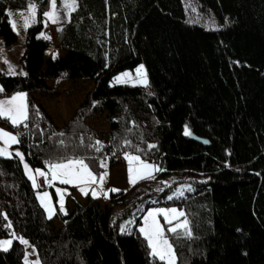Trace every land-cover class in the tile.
<instances>
[{"label": "trees", "instance_id": "trees-1", "mask_svg": "<svg viewBox=\"0 0 264 264\" xmlns=\"http://www.w3.org/2000/svg\"><path fill=\"white\" fill-rule=\"evenodd\" d=\"M28 2L0 0L2 37L1 9ZM35 3L37 22L27 30L21 58L27 75L0 72V96L23 91L28 101L27 127L0 117L20 141L11 157L0 156V240L12 232L29 239L41 264H165L151 255L138 224L151 207L176 206L191 230L170 233L166 224L176 264H264V0H77L59 32L67 55L49 60L47 74L41 65L51 42L38 36L50 0ZM140 63L147 86L112 84ZM66 79L94 86L60 125L42 98L59 97ZM101 115L107 133L90 122ZM185 126L210 144L185 135ZM97 140L100 151L92 147ZM126 153L162 171L107 200L72 195L67 214L56 205L58 222L48 218L41 188L24 167L35 174L49 171V162L79 158L99 179ZM115 206L121 207L116 219ZM133 214V232L121 233L120 223ZM24 257L19 240L0 249V264H24Z\"/></svg>", "mask_w": 264, "mask_h": 264}, {"label": "snow or ice", "instance_id": "snow-or-ice-1", "mask_svg": "<svg viewBox=\"0 0 264 264\" xmlns=\"http://www.w3.org/2000/svg\"><path fill=\"white\" fill-rule=\"evenodd\" d=\"M78 6L77 0H63V8L67 10V14L70 17L71 12L76 11V8ZM11 15V13H9ZM20 15L23 17V27L27 29L32 24L37 22V6L35 3V0H29L28 2V13H20ZM47 19L44 21L45 26L48 22H51L53 24L60 22V15L59 10L57 9V3L56 0H51V10L43 12L42 14ZM12 27L14 30L17 29V24L13 20L11 21ZM43 36L44 34L41 33ZM46 39H50V37H45ZM55 58V56L53 57ZM5 63L9 64V71L8 75L15 76L17 74L19 75H27V73L20 72L17 73L15 70V66L11 65L10 62L5 60ZM132 74L125 72L122 73L120 76H117L115 78L116 83H129L132 81ZM135 83L147 85L148 79H147V72L144 67V65H140L139 68L136 69V77H135ZM3 87L0 86V92H3ZM27 94L23 92H17L14 94L11 98L0 100V117H4L11 121L12 125L19 126L21 124H24L25 127L26 121L28 120V104H27ZM191 130L185 126V135H191ZM60 135H63L61 133ZM0 141H3L4 146L0 147V156H7L11 157L13 155V152L9 151V148L11 145L19 144V139L17 135H13L10 132L5 131L4 129H0ZM126 144H130L129 141H125ZM207 143V141H206ZM60 144L63 145L64 141L61 140ZM93 148L96 149V151H100L102 145L100 141H96L94 145H92ZM149 147H155V145H149ZM16 156L20 157L22 160L24 158L23 153H20L19 151H16L14 153ZM125 158L129 162V177H130V183L135 185L139 180L143 179H154V172L162 171L157 165L148 163L141 159L140 156H134L131 154H125ZM26 173L28 174L29 178L32 180L33 187L34 188H40L41 185L37 183L36 176L44 177L47 184L49 186L54 187L55 181H59L63 184H78V185H92V184H98L101 189L103 188L104 181L106 177L108 176V172L104 171L102 174H100L99 179H97L96 175L91 171L89 166L84 163L83 159L79 158H68L64 162L59 163H48V169L49 171L45 172L41 169H35V174L33 170L25 163L24 165ZM100 167L107 168L106 160L101 161ZM191 191V189H188ZM80 191L84 193L85 195L88 194L85 187H81ZM109 191H119L118 189H110ZM157 191H162V189H157ZM57 195L59 196V208L61 212L66 213L65 207H64V195L65 190H61L59 188L56 189ZM100 193H97L96 191H92V195L95 198ZM104 195H107V193H103ZM40 202L42 206L45 207V209L48 212V218L51 219V217L55 214V206L51 203V197L48 192L37 193ZM179 195L182 196L183 192H179ZM172 196H169L168 199H172ZM5 215V219L6 214ZM185 213L182 211H178L175 208L172 209H152L149 210L147 215L143 218L144 220V226L139 228L140 233L144 235L148 242V246L151 250V255L155 258H158L160 261H165L166 264H175V252L172 247V244L169 242L167 237L165 236V225H162L160 223V220L158 217L163 216L165 222L168 227V232L170 233H177L178 229H184V235L190 236L191 230L189 228V222L187 219H184L183 221H180L181 217H185ZM178 221L174 226L173 221ZM131 223V222H130ZM8 228H11V222L9 221L6 225ZM121 232H126V227H121ZM12 239H4L0 240V249H3L4 251H7L10 246L13 243V240H19L20 243L27 245L29 242L24 239L23 237H19L16 235L15 232L11 233ZM27 261V257L25 258ZM33 264H40L39 260H36L33 262Z\"/></svg>", "mask_w": 264, "mask_h": 264}, {"label": "rangeland", "instance_id": "rangeland-1", "mask_svg": "<svg viewBox=\"0 0 264 264\" xmlns=\"http://www.w3.org/2000/svg\"><path fill=\"white\" fill-rule=\"evenodd\" d=\"M56 3H57V9L59 10L60 22L56 23V24L48 22L47 25L45 26L44 21L47 18L43 16L44 30L41 33H43L44 35L42 36L40 33L38 36L39 39H43V41H45V42H47V40H50V42H51L50 45H47L49 47V55L52 57L50 60H55L57 58L65 57L67 55V51L62 50L60 48L59 32L66 24H68L70 22V17L67 14V10L63 8V0H56ZM50 10H51V0H50V7H49V9L45 10V12L50 11ZM9 13H11V15ZM20 13L27 14L28 13V6L25 8H14V7L10 6L6 10L1 9V14L3 16L1 24H2V27H4V29H5L4 32L6 35H5V37H2V35L0 34V72L6 73V74L9 71V64L5 63V60L10 62L11 65L15 66V70L17 73H20V72L26 73V70L24 68V64L21 62V58H22V55H23L24 50H25L26 35H27V30L29 27L27 29H25L23 27V17L20 15ZM38 14H39V12L37 9V18H38ZM13 20L17 24L16 30L13 29L12 24H11V21H13ZM45 37H50V39H46ZM54 56H55V58H53ZM140 65H144L146 72H147V68H146L145 63H140L133 70H125V71H122L119 74L115 75L112 79V84H114V85L131 84V85L145 86L143 84L135 83L136 69L139 68ZM41 70H43L46 74L48 72V63L46 66L45 65V58H44L43 63L41 65ZM125 72L132 74V78H133L132 81H130L129 83H116L115 78L117 76H120L122 73H125ZM147 79H148V74H147ZM52 82H53L52 80L49 81L50 84H52ZM93 86H94L93 81L90 79H66L61 83V85L58 88V91L60 92L59 97H56V98L45 97V98H42V101H43L44 105L47 107V109L49 110L50 114L53 116L54 120L58 124L61 125L64 122H66L73 115L74 110L83 101L82 99L86 96L88 91H90L92 89ZM20 92H23V91H20ZM16 93H14V94H16ZM23 93H26V92H23ZM14 94L6 95V96H0V100L9 99ZM27 104H28V101H27ZM64 120H66V121H64ZM90 122L101 133H107L109 131V127H108V125L105 124L102 115L96 116L95 118L91 119ZM8 131L10 133L14 134V132H12L10 130H8ZM3 146H4L3 141H0V147H3ZM9 151L12 152V145L9 148ZM131 155H133V154H131ZM134 156H137V155H134ZM5 157H7V156H5ZM146 162L157 165L160 168V165L154 161H146ZM118 166H120V167H117L115 170L120 172L125 178L128 179V181H130L129 172H128L129 162L125 158V155L122 157L121 164ZM159 172L160 171L154 172V176H156ZM175 177H176L175 175L168 176V177L160 180V184L162 186H167L175 179ZM139 181H141V180H139ZM54 184H55L54 192H52L51 188L40 189L38 192L43 193L46 191L50 194L51 203H52V205L55 206V214L52 216V218H54L56 222H58V219L56 217V213H57L56 205L57 204L59 205V203H58L59 202V196L57 195V192H56L57 188H59L61 190H65L64 206H66L68 203L69 197L72 195L76 196L80 200L86 199L87 195H85L84 193H82L80 191L81 187H85L86 191L88 193H92V191L94 190L93 189L94 186L96 187L98 185V184H92V185L63 184V183H60L59 181H55ZM133 186H134L133 184H130L126 190H129ZM72 188H74V189H72ZM53 193H55V198H54ZM38 199H39V197H38ZM39 201H40V199H39ZM157 208H162V209L175 208L178 211L184 212L183 209L176 207V206H155V207L149 208L146 211V213L144 214L143 218L147 215L149 210L157 209ZM46 213L48 215L47 210H46ZM120 214H121V207L115 206L113 209V215H114L115 219ZM143 218H142L141 223L138 224V229L140 227L144 226ZM158 219L160 220V223L162 225H165V236L167 237L169 242L172 244L169 237L166 235V226L167 225H166V222H165L163 216L158 217ZM184 219H187V218L181 217L180 221H183ZM177 222L178 221L174 220L172 226H174ZM135 224H136V215H134V214L131 215L130 217L122 220V222L120 223V229H121V227H126L127 231L121 232V233H124V234L132 233L134 230ZM168 227H170V226L168 225ZM4 239H12V237L4 238ZM4 239H1V240H4ZM24 239H26L29 242L27 245L24 244V246H25L24 264H33V262L36 260L40 261V258L38 256V253H37L35 246L29 241V239H27V238H24ZM172 247H173L174 252H175V248H174L173 244H172ZM26 257H27V261L25 259ZM175 257H176V253H175ZM40 264H41V261H40ZM165 264H166V262H165ZM175 264H176V260H175Z\"/></svg>", "mask_w": 264, "mask_h": 264}, {"label": "crops", "instance_id": "crops-1", "mask_svg": "<svg viewBox=\"0 0 264 264\" xmlns=\"http://www.w3.org/2000/svg\"><path fill=\"white\" fill-rule=\"evenodd\" d=\"M43 53H44V58H45V65L47 66V63L52 58L49 55V47L47 45L44 47V52ZM50 80L51 79H48V82ZM66 120H64V121H66ZM0 129H4L7 132H9L8 130H10L8 127H6L5 125H2V124H0ZM10 131H12V130H10ZM13 135H17V134L14 132ZM117 167H120V166H117ZM117 167L112 168V169H110L108 171V176L106 177V179L104 181L102 189H101V187L99 185H97L96 187L94 186V188H93L94 190L93 189L92 190L96 191L97 193H100L98 196H96V198H98L100 200H107L109 195H110V193L112 192V191H109L110 189H118L119 191L120 190H126L128 188V186L131 184L130 181H128L127 178H125L120 172L115 170ZM48 188H51L52 192L54 191V189H52V186L48 185ZM103 193H107V195H104Z\"/></svg>", "mask_w": 264, "mask_h": 264}, {"label": "water", "instance_id": "water-1", "mask_svg": "<svg viewBox=\"0 0 264 264\" xmlns=\"http://www.w3.org/2000/svg\"><path fill=\"white\" fill-rule=\"evenodd\" d=\"M189 137H190L191 139L196 140V141H198V142H201V143H203V144H205V145H209V144H210L209 141H208L207 139L201 138V137H199V136H197V135H195V134H193V133H192ZM206 141H207V143H206Z\"/></svg>", "mask_w": 264, "mask_h": 264}, {"label": "built area", "instance_id": "built-area-1", "mask_svg": "<svg viewBox=\"0 0 264 264\" xmlns=\"http://www.w3.org/2000/svg\"><path fill=\"white\" fill-rule=\"evenodd\" d=\"M37 182L41 185V189L47 188V182L44 177H40L37 175Z\"/></svg>", "mask_w": 264, "mask_h": 264}]
</instances>
